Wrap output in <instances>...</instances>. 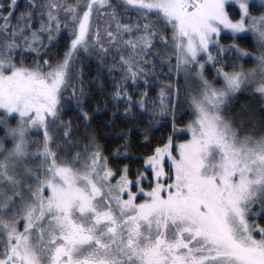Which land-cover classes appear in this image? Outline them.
<instances>
[{"label":"snow or ice","instance_id":"6c2138e0","mask_svg":"<svg viewBox=\"0 0 264 264\" xmlns=\"http://www.w3.org/2000/svg\"><path fill=\"white\" fill-rule=\"evenodd\" d=\"M0 264H264V0H0Z\"/></svg>","mask_w":264,"mask_h":264},{"label":"trees","instance_id":"16d2710c","mask_svg":"<svg viewBox=\"0 0 264 264\" xmlns=\"http://www.w3.org/2000/svg\"><path fill=\"white\" fill-rule=\"evenodd\" d=\"M5 2H7V0H5ZM23 2H24V0H20L21 4H23ZM228 39H229L228 37H225L222 40V42L223 43H227ZM60 51L61 52L63 51V42L60 45ZM228 63L231 64L232 61L229 60ZM95 65H96V62L92 61L90 69H86V71H90V72L94 73ZM250 66H251V62L245 63V67H250ZM209 78H211V74L209 75ZM91 106H93V107L95 106L94 102L91 103ZM245 106H251V107L257 109V116L260 115V113L258 111V109L260 107V105L258 103V99H257V97L253 96L252 93L249 90L241 91L235 96V98H234V100L232 101V104H231V109H232L233 112H237L238 113ZM183 119L186 120V119H188V117L185 116ZM93 126L94 127L96 126V122H94ZM163 131L166 132L167 129H164ZM101 133H103V129H101ZM180 138H186V137L182 136ZM140 150L141 149H135V151H140Z\"/></svg>","mask_w":264,"mask_h":264},{"label":"rangeland","instance_id":"374dc122","mask_svg":"<svg viewBox=\"0 0 264 264\" xmlns=\"http://www.w3.org/2000/svg\"><path fill=\"white\" fill-rule=\"evenodd\" d=\"M209 72H210V74L214 72V69H212L211 66H209ZM180 83L183 84L182 79L180 80ZM218 83H219V81H218Z\"/></svg>","mask_w":264,"mask_h":264}]
</instances>
